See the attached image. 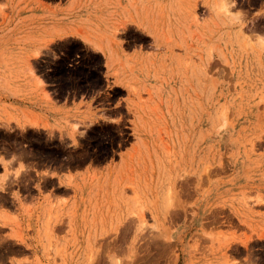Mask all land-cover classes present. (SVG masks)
Masks as SVG:
<instances>
[{"label": "rangeland", "instance_id": "rangeland-1", "mask_svg": "<svg viewBox=\"0 0 264 264\" xmlns=\"http://www.w3.org/2000/svg\"><path fill=\"white\" fill-rule=\"evenodd\" d=\"M26 8L0 0V264L264 263V0H183L156 37L116 26L115 49L153 52L108 74ZM112 79L130 96L120 123L45 114L78 96L110 107L125 96ZM27 166L91 172L40 202L56 183Z\"/></svg>", "mask_w": 264, "mask_h": 264}, {"label": "crops", "instance_id": "crops-1", "mask_svg": "<svg viewBox=\"0 0 264 264\" xmlns=\"http://www.w3.org/2000/svg\"><path fill=\"white\" fill-rule=\"evenodd\" d=\"M183 0H8L9 6L13 10H21L24 7L32 9L34 15L42 16L49 14L55 16L47 25L52 31L50 42H60L64 39H74L83 43L90 49V52L103 57L106 66L105 73L108 74L107 63L110 60L130 59L134 57H148L153 51H141L140 49L132 48L130 51L115 49L109 40L111 29L116 26L123 28H137L144 34L151 37L158 36L157 28L161 26H171L179 20L180 4ZM202 7V6H201ZM24 13L23 16H27ZM93 29H96L94 31ZM101 32V33H100ZM122 34V33H121ZM152 39V38H151ZM152 41H154L152 39ZM91 44V45H90ZM95 46L99 49H95ZM109 44V45H107ZM105 74V75H107ZM122 88L125 90V96L121 100L116 101L110 107L103 106L97 102L100 94L91 95L89 97L78 96L65 98L62 100L56 99L54 103L47 104L45 114H48L51 122L53 119H61L67 114H77L81 112L84 116L92 117L94 123H109L118 124L121 122L120 114L115 113L121 107H126L129 94L128 91L117 84L114 79L110 81L107 88ZM49 111V113H47ZM44 112V111H43ZM130 148L123 153H128ZM113 167L112 163L107 164L104 170H109ZM19 169L18 166L14 170ZM89 167L75 171L48 170L44 168H35L27 166L21 170L22 175L32 174L35 179V186L43 185L46 181H54L55 187L47 188L44 193H37L38 201H43L45 196L53 197L55 191H60L56 194L59 199H67L70 194L67 187L63 184H68L72 180L80 179L90 173ZM9 185L7 182L6 172L0 174V186ZM25 205L36 203L37 200H32L26 195H23L21 201ZM19 236V235H18ZM250 238V237H249ZM264 234H257L253 240L263 239ZM20 240V238H19ZM18 240V241H19ZM251 240V238H250ZM240 243H234L233 247L240 246ZM41 249H39L40 251ZM42 256L41 251L38 253ZM237 264H264L253 258L247 260L245 257H233ZM9 262V256L3 257ZM2 259V260H3Z\"/></svg>", "mask_w": 264, "mask_h": 264}]
</instances>
